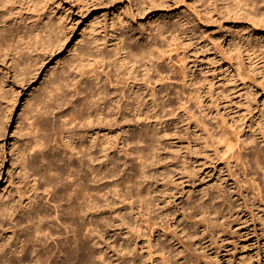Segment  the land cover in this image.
<instances>
[{
	"label": "rangeland",
	"instance_id": "374dc122",
	"mask_svg": "<svg viewBox=\"0 0 264 264\" xmlns=\"http://www.w3.org/2000/svg\"><path fill=\"white\" fill-rule=\"evenodd\" d=\"M237 4L241 9L232 12L231 7ZM0 18V30L5 33L0 36V43L10 48L6 58L0 54V82L5 85L0 92L3 128L0 131V202L10 200V204L19 208L21 199L28 201L24 199L26 195L21 198L20 192L23 194L36 183L32 181L36 178L32 177L34 170H30L29 180L23 176L15 153L29 140L24 134L23 122L29 102L38 95L43 96L45 88L50 89L56 81H67L57 92L66 97V103L57 99V107L45 115L50 124H60L58 116L83 108L79 102L90 84L109 94L101 108L91 110L92 114L103 110V123L88 126L104 149L109 147L106 142L117 138L120 132L125 134L116 142L122 149L126 147V138L141 126L149 125L154 134L149 145L151 155L146 166L147 190L143 200L139 205L124 196L110 199L108 205L102 206L98 211L101 213L95 214L96 225H116L103 240L120 247L126 236L140 235L136 242L138 249L143 242L146 247V240L151 236L160 235L162 241L163 234L168 242L180 248L183 258L186 256L178 264H264L261 226L255 221L256 232L252 233L245 229L252 228L251 221L245 228L237 222L228 225L222 221L227 213L226 202L236 206L238 195L249 186L247 182L242 185L243 170L251 171L250 177L254 175L250 167L247 171V167L241 166L237 154L247 155L253 147L257 158L264 162V0H229V3L225 0H8L0 5ZM140 35H147L148 41L155 39L162 52V61L158 64L160 77L152 70L146 72L143 61L134 63L130 59L118 69L115 66L119 37L123 36L122 40L127 43V37L130 42H136ZM92 41L99 43L97 49L105 52L107 58L85 60L87 65L79 71L75 65ZM96 62L101 72L98 78L80 79V73ZM131 66L135 73L125 74V68ZM34 67L40 69L30 80ZM73 83L79 89L83 87L84 92L76 94ZM152 89L162 94V100L154 103L150 97ZM100 91L98 97L102 94ZM137 92L143 93L138 97ZM13 96L14 109L5 116L6 104ZM110 97L112 102H108ZM143 99H147L144 108ZM129 105L136 109L129 110ZM138 106L143 108L144 116L137 115ZM110 113L120 125L127 126L118 129ZM76 125L83 128L78 120L69 127ZM49 137L52 139V135ZM226 140L233 143L232 149L225 146ZM142 145L148 146L146 141ZM50 146H55V142ZM247 146L250 148L246 150ZM122 149H107V152L116 158L119 172L123 170L116 180L122 183L120 191L127 194L129 189L126 192L125 185L131 186L133 182L127 184L123 172L131 175L133 170L129 169L134 166L137 172L139 166ZM36 152L37 148L30 155ZM36 158L35 166L41 162ZM44 195L40 202L48 204V198L42 202ZM202 203L204 211L214 206L220 215L213 219L208 211L203 221ZM16 208L20 214V208ZM12 210L8 216L0 208V244L12 242L9 236L13 226L1 225L5 217L10 219ZM19 214L15 213L12 218ZM145 219H148L146 225ZM135 224L146 226L145 234L135 231ZM150 229H155V233L149 235ZM3 243L0 248L4 247ZM19 243L17 251L22 244ZM4 249H0V254ZM15 258H8L9 263L5 258L2 261L22 264L14 261Z\"/></svg>",
	"mask_w": 264,
	"mask_h": 264
},
{
	"label": "bare ground",
	"instance_id": "6f19581e",
	"mask_svg": "<svg viewBox=\"0 0 264 264\" xmlns=\"http://www.w3.org/2000/svg\"><path fill=\"white\" fill-rule=\"evenodd\" d=\"M7 1L8 0H0L1 7ZM225 1L229 3V0ZM231 8L232 12H238L241 9L239 4L234 5ZM46 25H48V23ZM44 29L46 30L49 28ZM44 29L41 31H44ZM1 35H5L2 30H0V36ZM147 37V35L146 37L140 35V37H138L140 40H137L136 42H130V38L127 37V43L122 40L123 36L121 39L119 37V42H117L118 51L115 52V55H117L115 57V66L117 69L126 65L124 64V61L126 60L127 63L131 60H133L134 63H141V61H143L142 65L147 69L146 72L149 73L152 70L157 77H160L158 64L162 61V52L156 44L155 39L148 41ZM94 42L95 44L92 41L81 53V59L78 60L75 65V68H78L79 71H82L84 66L87 65L84 63L85 60H90L91 62L92 59L95 58L103 61L107 58L105 52H99L97 49L99 43L97 41ZM29 48H31V46H29ZM9 52L10 48L3 47L0 43V54L3 58H6ZM97 64L98 63L96 62V65L85 70L83 74L80 73V79L86 78L96 80L101 73L99 72L100 65ZM34 69L35 72L29 77L30 80L34 79L40 68L34 67ZM134 73L135 69L132 66L125 68V74L133 75ZM78 81L79 80H77L76 83ZM66 84L67 81L58 80L53 83L50 89L45 88L43 96L38 95L33 101L31 100V102H29V107L26 110L27 112L24 113L23 122L26 124V127H24V134L29 136V140L24 144H21L18 149L15 150V153L17 154L16 158H18V166L23 176H27L28 179V177H30V170H34L32 171L34 174L32 177L36 178L31 180L36 183L32 182L34 185L28 183L30 187H28L26 192L23 194L20 192L21 198H24L26 195L24 199L25 201L28 200L27 203L23 201L26 203L23 205V199L20 198L21 202L19 208L22 213L20 212L19 214L15 210L16 207L14 203H9L10 200H1L0 202V208L3 209L5 214H8L9 210H14V212L12 210L10 213V219L8 220L9 217H5V220L3 219V222L1 223L2 227L12 225L13 231L11 228L9 229L12 231V234H9L11 236V238L9 236V239H12V242L10 241L7 243L5 241V243H3L2 241L4 244L3 248L5 249L3 250L4 254H2L3 251L1 250L2 255L0 254V263L2 264V262H5V259L8 258L13 260L17 253H21L20 256L16 255L19 257V261H16L18 258H15L14 261L22 264H31L29 262H33V264H178V261L180 259L184 260L186 256L183 258L181 256L180 248L178 250L175 244L171 243V241L168 242L163 234L162 241L160 240V235L157 236V238L151 236L146 240L147 244H145L147 246L144 247V245H142L143 242L138 249H136V242L140 235H135L134 237L126 236L124 243L120 244V247H118L119 245H111V243L107 244L106 241L103 240V236L113 230L116 225H96L97 220L95 214L101 213L98 212L100 208L104 205H108L107 203L110 199L113 200L114 198L117 199L124 196L130 198L131 201L133 200L132 202H139V205L143 200L147 190L145 180L148 173L146 166L148 165V160L151 155L149 145L153 141L154 134L149 125L141 126L138 131L126 138L124 146L127 148L125 147L124 150L118 146V141L125 134L120 132V134H116L117 138H111L108 140L109 142H106L109 147L107 148L106 146L104 149L102 144L96 141L91 132L92 129L88 128V126L91 124L94 125L96 122V126L103 123L104 120L103 117H101L103 110L100 109L101 111H96L94 114L91 113V110H96V107L99 108L106 103L105 98L109 94L103 90L100 91L99 87L90 84L85 87L87 94L82 101L79 102L80 106H83V108H79L78 110L75 109L65 115L58 116L60 124H50L45 120V115L50 109L57 107L55 104L57 99H62V104L66 103V97L59 96L57 93ZM73 84L76 94L84 92L83 87L79 89L76 87L75 83ZM4 87L5 85L0 82V92ZM99 91L102 93L100 97H98ZM142 93L143 92H137L136 94L139 97ZM151 94L150 97L154 100V103L158 100H162V94H157L155 89H152ZM123 98L127 99V96L123 95ZM15 101L16 99L14 96L11 100L10 98L8 99L5 116L11 113L14 109ZM112 101L113 99L110 97L108 102ZM133 104L137 103L134 102ZM146 105L147 99H143V108L146 107ZM139 107L140 106L137 108V115L144 116V112H142L144 111L143 108L140 109ZM128 109L133 110L136 108L134 105H129ZM112 115L113 114L110 113V118L115 119ZM33 116L36 117L33 118ZM77 120L78 124L83 125V128L78 125L72 128L69 127ZM115 125L118 129L127 126L125 124L120 125L116 119ZM2 130L3 128L0 125V131ZM51 135L52 139L49 137ZM226 137L228 138L229 136L227 135ZM226 137L221 139L225 141ZM116 140L118 141L116 142ZM144 141H146L148 145L147 147L142 145V142ZM226 141L228 143L231 140ZM52 142H55V146L53 147L50 146ZM232 144L228 143L225 146L232 149ZM246 145L248 144L246 143ZM243 147H245V145ZM35 148H37V152L34 155H30V151H33ZM249 148L250 147L247 146L246 150ZM107 149L111 151L112 149H122L126 156H131L134 161L138 162L139 169L137 172L134 170V166L129 169L133 170L131 175L123 172L122 176H127V184H129V181L133 182L130 184L131 186L125 185L127 187L126 192L127 189H129L127 194L120 191L122 183H118L116 180L117 176L120 175L123 170L120 171L121 173L119 172L117 169L116 158L110 157ZM250 149L251 151L248 152L247 155L244 154L245 156L239 155L240 152H237L236 159L240 161L241 166L244 168L247 167L245 170L250 167L251 170H254V175L257 176L253 175L250 177L249 174L251 171L247 170L249 171L248 174L241 168V170H243V173L240 170L243 179L242 185H245L247 182V184L249 183V186L244 188L246 190L244 192L242 190L238 195L240 198L237 200L238 203H236V206L232 202H226L227 211L225 212L227 213L224 216L222 215L223 217H219H222V221L228 223V225L233 221V223L237 222L241 224L242 228H245L244 225H247V223L251 221L253 223L252 228L249 229V227H246L245 229L252 230V233L256 232L257 224H254L256 221V223L261 226L260 231L262 234L264 232V162H261L260 159L257 158V155H255L257 153L254 150L255 148L252 147ZM63 152L66 153V156L64 154L65 157L62 155ZM234 154L235 151L233 155L230 156L233 158ZM36 157H39L41 161L38 162L40 163V165L38 164L39 167L34 164L37 162ZM37 167L39 169H37ZM37 178L38 180H36ZM256 179H258V181H256ZM121 181L122 180H120V182ZM30 192H32V194L29 195ZM45 193L46 195L42 196V202L44 199L48 198V204L42 203V205L40 198L41 195ZM244 193H246V195H244ZM202 206H204L203 203L201 205V208L203 209ZM204 209L203 214L201 213L203 217L200 215L203 221L206 220L205 215L208 211L209 215L212 217L214 216L213 219L216 218V215H220L219 213L217 214L219 211L214 206H211L209 209L207 208L205 211ZM15 213H17V215L19 214V216L13 219L12 216H15ZM146 220L148 221V219H145V222L143 221V223H145L144 225H146ZM208 220L211 221V219ZM136 222L137 220L135 219V223ZM133 229L142 233V231H146V226L143 228V225L135 224ZM155 231V229H150L149 233H147L152 235ZM143 234H145V232ZM4 238L6 237L4 236ZM143 240H145V238ZM19 242L22 244L19 248L20 251H17ZM89 242H93V244L90 245ZM96 248L98 249V252ZM8 255L10 256L8 257ZM59 256H61V258L58 259ZM3 258H5V261H2ZM9 259L7 260L8 263ZM6 262L3 264H8Z\"/></svg>",
	"mask_w": 264,
	"mask_h": 264
}]
</instances>
